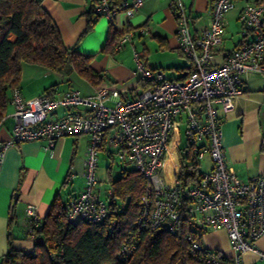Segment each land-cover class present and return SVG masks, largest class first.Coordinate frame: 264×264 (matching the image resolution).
<instances>
[{
  "label": "built area",
  "instance_id": "2783aa9c",
  "mask_svg": "<svg viewBox=\"0 0 264 264\" xmlns=\"http://www.w3.org/2000/svg\"><path fill=\"white\" fill-rule=\"evenodd\" d=\"M239 2L238 20L248 39L217 62L214 52L223 41L225 15ZM140 4L141 0L131 5L124 1L120 8H112L109 0H96L94 10L113 23L120 10L131 15ZM170 6L177 19L179 48L190 61L186 76L161 79L135 53L137 69L151 85L133 98H124L116 86H97L88 94L68 89L58 97L43 92L24 98L20 87L15 86L10 91L13 110L8 116L13 121L11 137L0 143V164L3 150L18 142L45 139V148L51 149L60 137L89 135L84 187L68 202L67 212L71 220L99 223L107 215V203L95 191L99 184L96 154L107 134V143L116 148L115 155L131 163L147 180L134 231L118 251L120 259L132 254L141 230L165 227L175 231L186 203L192 222L205 230L224 229L234 252L230 260H223L219 252L189 235L191 256L206 264H244L241 255L264 233V173L243 181L227 165L218 109H232L234 97L246 93L249 79L264 77V0H212L209 21L197 31L189 26L183 0H170ZM132 34H123L115 49L131 41ZM59 108L63 113L54 115ZM179 126L184 128L185 144L196 161L207 155L212 164L189 187H182L177 180L180 149L172 180L164 175L169 149L181 143ZM107 194L111 195L112 190L108 189ZM24 215L29 221L28 236L35 238L42 225L36 207L27 205Z\"/></svg>",
  "mask_w": 264,
  "mask_h": 264
},
{
  "label": "crops",
  "instance_id": "0c3cea01",
  "mask_svg": "<svg viewBox=\"0 0 264 264\" xmlns=\"http://www.w3.org/2000/svg\"><path fill=\"white\" fill-rule=\"evenodd\" d=\"M124 1L131 5L135 0ZM183 2L192 31H197L208 23L211 0ZM40 3L56 23L64 45L91 55V67L103 78L105 86H116L125 94L124 98H133L149 88L137 69L135 53L161 79H181L190 70V61L179 48L177 19L170 0H141L140 6L131 15L120 10L113 23L104 17H98L88 31L86 28L89 18H92L93 0H40ZM240 6L241 2L225 15L223 41L214 52L217 62L228 51L248 39L238 20ZM233 23L239 28L232 30ZM139 28H143V31L139 32ZM112 30L117 31L115 40L132 31L131 41L124 42L119 49H105ZM32 65L34 69H31V75H27L29 79L22 78L19 83L24 98L43 92L58 97L68 89H78L81 93L88 94L97 87L91 86L75 71L65 74ZM21 69L24 75L27 67L21 63ZM245 91V94L234 97L232 109H218L222 122L225 161L243 181L264 173V77L250 78ZM12 110L10 102L6 118L0 124V143L11 137L13 121L8 116ZM62 113L63 110L59 108L54 115ZM107 139L106 134L102 148L96 155L105 151L106 146H111ZM89 144V135L77 134L60 137L51 149L45 148V139H38L18 142L3 150L0 164V258L8 251L9 233L14 247L25 252L32 251L36 238L28 236L29 221L24 215L27 205H34L42 220L55 198L66 203L83 189V172ZM179 146L180 144L173 145L167 153L164 167L167 180H172V174L177 168ZM211 166L210 163L209 169ZM123 169L131 168H120L117 176H114L110 172V166H106L107 183H104L98 175L97 157L96 176L99 184L95 191L100 200L108 202L110 178H118ZM12 213L15 214L16 221L9 226L8 220ZM200 241L205 247L224 255L227 260L234 255L224 229L207 230L200 235ZM241 261L244 264H264V233L254 241L251 249L241 255Z\"/></svg>",
  "mask_w": 264,
  "mask_h": 264
},
{
  "label": "trees",
  "instance_id": "16d2710c",
  "mask_svg": "<svg viewBox=\"0 0 264 264\" xmlns=\"http://www.w3.org/2000/svg\"><path fill=\"white\" fill-rule=\"evenodd\" d=\"M95 2L93 0L92 18L86 31L100 17L95 13ZM123 2L109 0L112 8L121 7ZM116 36L117 31L112 30L105 49H115L119 40V37L115 40ZM91 59V55L64 45L56 23L40 0H0V121L10 103L11 89L21 81L22 62L65 74L75 71L91 86H105L103 78L91 67ZM145 82L150 87L151 84ZM179 149L181 169L177 180L182 187H189L199 181L202 173L190 153V146L180 145ZM110 186L112 194L108 196L103 221H73L68 217L69 201L63 203L55 198L41 220L32 251L14 247L9 233L8 251L0 258V264H206L189 253L187 237L192 235L200 241V235L207 230L192 222L186 203L175 231L165 227L141 230L132 254L120 259L118 251L134 231L147 180L134 168L123 169L118 178H110ZM8 221L9 226L15 223V214L12 213ZM219 256L227 261L224 255Z\"/></svg>",
  "mask_w": 264,
  "mask_h": 264
},
{
  "label": "rangeland",
  "instance_id": "374dc122",
  "mask_svg": "<svg viewBox=\"0 0 264 264\" xmlns=\"http://www.w3.org/2000/svg\"><path fill=\"white\" fill-rule=\"evenodd\" d=\"M239 24H240V22H239ZM237 28H239V26L236 23H233L231 26V29L235 30ZM22 65L26 66L27 69H24V75H22V71H23V69H22L21 79L24 78V79L28 80L29 78H27V75L28 76L31 75V73H32L31 69H34L33 68L34 66L32 64H28L26 62H22ZM179 130H180V135H181L180 145L183 146L186 142V139H185L184 133H183V130H184L183 126H179ZM114 152H115L114 146H106L105 151H100L97 155L98 165H99L98 175L102 178L104 183H107V182H105V180H106L105 167L106 166H110V172L114 176H117L120 168L122 169V168H132L133 167V165L131 163L123 162L122 160H120L117 155L113 154ZM210 163H211L210 159L206 155L198 163L199 172L202 173V172L208 171ZM99 172H101V174ZM105 186H107V184H105Z\"/></svg>",
  "mask_w": 264,
  "mask_h": 264
},
{
  "label": "water",
  "instance_id": "95a60500",
  "mask_svg": "<svg viewBox=\"0 0 264 264\" xmlns=\"http://www.w3.org/2000/svg\"><path fill=\"white\" fill-rule=\"evenodd\" d=\"M16 197V196H15Z\"/></svg>",
  "mask_w": 264,
  "mask_h": 264
}]
</instances>
